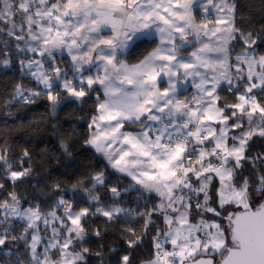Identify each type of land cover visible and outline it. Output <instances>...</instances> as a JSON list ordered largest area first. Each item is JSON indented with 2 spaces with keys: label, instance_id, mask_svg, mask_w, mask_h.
<instances>
[{
  "label": "snow or ice",
  "instance_id": "6c2138e0",
  "mask_svg": "<svg viewBox=\"0 0 264 264\" xmlns=\"http://www.w3.org/2000/svg\"><path fill=\"white\" fill-rule=\"evenodd\" d=\"M196 6L197 0H0V34L24 41L26 48L16 45L26 54L20 72L38 85L17 83L5 107L46 97L54 114L61 97L91 100L84 144L106 161L72 186L88 193L90 206L78 211L59 184L53 191L60 196L47 212L39 203L23 207L15 192L0 200V264H87L88 217L112 222L133 214L115 201L104 204L93 194L97 186L112 197L130 190L138 199L155 196L147 212L135 213L144 220V235L122 230L135 237L125 241L135 249L153 217L162 219L151 257L141 264H264V154H247L254 138L264 139V55H257L252 33L236 26L234 3L206 0L199 21ZM25 31L27 39L18 34ZM233 41L242 45L234 57ZM140 43L155 47L130 64L125 53ZM189 47L194 50L184 55ZM58 52L70 57L67 67ZM3 55L0 64L7 66ZM186 84L193 91L181 98ZM225 84L235 101L222 105ZM25 159L27 149L14 165L0 145L6 179L31 175ZM109 169L117 185L110 186ZM123 177L130 180L125 188ZM94 234L101 236L98 229ZM95 256L105 264L102 252ZM119 264H132L131 255Z\"/></svg>",
  "mask_w": 264,
  "mask_h": 264
},
{
  "label": "trees",
  "instance_id": "16d2710c",
  "mask_svg": "<svg viewBox=\"0 0 264 264\" xmlns=\"http://www.w3.org/2000/svg\"><path fill=\"white\" fill-rule=\"evenodd\" d=\"M233 3L236 5V26L245 33H252L253 38L257 40L253 45L256 53L264 55V0H233ZM0 26H3L2 22ZM5 39L8 44L3 43ZM151 39L157 42L155 38ZM19 42L0 34V60L5 59L3 54L7 52V59L10 61L9 66L0 64V145L9 149L14 165L19 164L23 151L27 149L30 159H25L24 167L31 165L33 171L29 177L15 183L6 179L3 172H0V184H4V188L0 189V200L15 192L23 207H28L29 202L33 205L39 203L41 210L47 212L60 196V192L53 191V186L59 184L65 190V199L74 202V209L90 206L85 197L87 193L83 189L73 192L72 186L82 177L90 176L106 166V161L84 144L88 132L87 121L94 111V104L91 100L87 104H78L61 97V102L53 114L46 97H42L32 105L13 103L5 107V102L11 99L17 83H23L26 87H38L32 78L20 72V59L26 54L18 52L16 45ZM232 45H236V49L242 48L236 41H233ZM153 47L155 43H140L138 47L125 53V56L130 64L136 63ZM59 62L65 67L70 64L67 57H61ZM222 87L221 104L233 103L235 97L227 91L226 85ZM94 96L95 93L93 98ZM8 112L11 115H7ZM62 143L67 146V152L61 147ZM247 154H264V139L254 138ZM108 171L110 186L117 185V175L111 173V169ZM119 179L121 188L130 183L126 177ZM84 187L91 188V185L85 184ZM95 191L104 204L111 205L115 201L120 206L133 210V214H121L119 219L112 222L99 215L88 217V235L83 244L91 249L87 264H100V260L95 256L98 251L103 253L105 264H119L120 257L124 254L131 255L132 264H141L149 259L152 254V237L155 235L156 226H163L162 219L153 217L155 223L143 242L135 249H129L125 243L135 237L125 235L122 230L131 227L135 229L136 236L144 235V220L135 213L147 212L152 204L156 203L155 196L151 199H138L135 190H130L122 191L120 197H112L111 193L101 186ZM43 227L41 225L42 231ZM97 229L101 233L100 237L94 234ZM20 250H23L22 244ZM2 255L0 253V256Z\"/></svg>",
  "mask_w": 264,
  "mask_h": 264
},
{
  "label": "rangeland",
  "instance_id": "374dc122",
  "mask_svg": "<svg viewBox=\"0 0 264 264\" xmlns=\"http://www.w3.org/2000/svg\"><path fill=\"white\" fill-rule=\"evenodd\" d=\"M206 2V0H197V6H196V8H195V10H194V15H196V17H197V20L199 21V19L204 15V13H203V10H202V8H200L199 7V4H201V3H205ZM216 2H219V0H216ZM229 3L230 4H232L233 3V0H229ZM210 7V11H211V17L210 18H212V19H215V17H216V12H215V10L214 9H211V6H209ZM22 22L18 19L17 20V24L19 25V24H21ZM107 34V33H106ZM23 35H25V38L27 39V35H26V31L23 33ZM29 43H32L30 40H29ZM19 45L22 47V48H26V45H25V43H24V41H20L19 42ZM232 46V48L235 50L234 52H232L231 53V55L234 57L235 55H236V53L237 52H240L241 51V49H236V45H231ZM194 50V48H191L190 50H188V51H186L185 53H184V55H187L189 52H191V51H193ZM20 53H22V52H20ZM22 54H25V53H22ZM29 56L30 55H32L31 53H27ZM257 55H262V54H257ZM62 56H67V53L66 52H58L57 53V60L58 61H60V59H61V57ZM68 57V56H67ZM69 58V60H70V57H68ZM3 65V64H2ZM3 66H5V65H3ZM7 66H9V64L7 65ZM61 67H65V66H61ZM245 71H247V69H245ZM70 74V73H69ZM28 76V75H27ZM28 77H30V76H28ZM31 78V77H30ZM183 88H187L188 89V91L187 92H184L183 94H182V96H181V98H183V95H190V91L191 90H193L192 88H191V85L190 84H186V85H183L182 86V89ZM94 150V149H93ZM95 151V150H94ZM101 156V155H100ZM102 157V156H101ZM103 158V157H102ZM104 159V158H103ZM127 186V185H126ZM126 186H124V187H122V188H125ZM98 187V186H97ZM93 194H97L96 193V191H94V193ZM85 197H86V199H87V202H88V193L85 195ZM59 198V197H58ZM57 198V199H58ZM56 199V200H57ZM104 203V202H103ZM83 207H86V206H83ZM83 207H80V208H77V209H74V210H76V211H78L79 209H81V208H83ZM63 211H64V209L63 208H61V210H57V212H58V215H62L63 214ZM47 235H51V232H50V230L48 231V233H47Z\"/></svg>",
  "mask_w": 264,
  "mask_h": 264
},
{
  "label": "crops",
  "instance_id": "0c3cea01",
  "mask_svg": "<svg viewBox=\"0 0 264 264\" xmlns=\"http://www.w3.org/2000/svg\"><path fill=\"white\" fill-rule=\"evenodd\" d=\"M152 38H155L156 40H157V43H158V39L156 38V37H152ZM191 48H193V47H190L188 50H190ZM187 50V51H188ZM62 57H67V56H62ZM68 58V57H67ZM68 60H69V58H68ZM70 61V60H69ZM36 83V82H35ZM226 85V84H225ZM224 86V85H223ZM227 86V85H226ZM193 90H191L189 93H190V95H191V92H192ZM42 225V224H41Z\"/></svg>",
  "mask_w": 264,
  "mask_h": 264
},
{
  "label": "water",
  "instance_id": "95a60500",
  "mask_svg": "<svg viewBox=\"0 0 264 264\" xmlns=\"http://www.w3.org/2000/svg\"><path fill=\"white\" fill-rule=\"evenodd\" d=\"M189 48H190V47H189ZM189 48H188V49H189ZM188 49H187V50H188Z\"/></svg>",
  "mask_w": 264,
  "mask_h": 264
}]
</instances>
